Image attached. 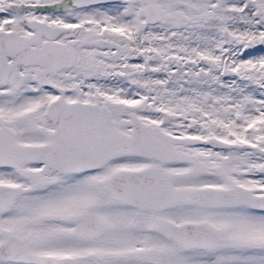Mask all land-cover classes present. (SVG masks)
I'll list each match as a JSON object with an SVG mask.
<instances>
[{
  "label": "snow or ice",
  "instance_id": "1",
  "mask_svg": "<svg viewBox=\"0 0 264 264\" xmlns=\"http://www.w3.org/2000/svg\"><path fill=\"white\" fill-rule=\"evenodd\" d=\"M0 264H264V0H0Z\"/></svg>",
  "mask_w": 264,
  "mask_h": 264
}]
</instances>
